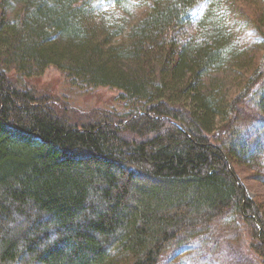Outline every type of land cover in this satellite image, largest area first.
Returning <instances> with one entry per match:
<instances>
[{
	"label": "trees",
	"instance_id": "1",
	"mask_svg": "<svg viewBox=\"0 0 264 264\" xmlns=\"http://www.w3.org/2000/svg\"><path fill=\"white\" fill-rule=\"evenodd\" d=\"M128 11L0 0V264H160L230 212L264 264V191L238 171L264 187V0ZM51 66L134 106L81 109L20 79Z\"/></svg>",
	"mask_w": 264,
	"mask_h": 264
},
{
	"label": "rangeland",
	"instance_id": "2",
	"mask_svg": "<svg viewBox=\"0 0 264 264\" xmlns=\"http://www.w3.org/2000/svg\"><path fill=\"white\" fill-rule=\"evenodd\" d=\"M124 2L129 9L124 23H131L149 4V0ZM239 35L244 37L245 32L241 31ZM20 79L40 90H49L81 109L107 108L124 112L134 106L132 103H126L116 88L77 85L70 81L62 70L53 66L29 79ZM235 84V80L226 82L227 86L230 85V90ZM251 113L253 106L250 104L246 114ZM238 171L251 197L264 191V187L255 181L249 170L239 167ZM245 232V227L239 224L235 214L230 212L218 220L209 231L183 238L176 245L170 246L162 256L160 264H260L246 244Z\"/></svg>",
	"mask_w": 264,
	"mask_h": 264
}]
</instances>
